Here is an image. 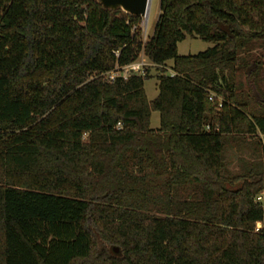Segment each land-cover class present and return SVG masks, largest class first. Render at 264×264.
Segmentation results:
<instances>
[{"label":"trees","instance_id":"16d2710c","mask_svg":"<svg viewBox=\"0 0 264 264\" xmlns=\"http://www.w3.org/2000/svg\"><path fill=\"white\" fill-rule=\"evenodd\" d=\"M140 23L0 0V264H264V0H159L147 42ZM187 37L213 47L179 56ZM141 54L151 102L148 73L106 78Z\"/></svg>","mask_w":264,"mask_h":264},{"label":"rangeland","instance_id":"374dc122","mask_svg":"<svg viewBox=\"0 0 264 264\" xmlns=\"http://www.w3.org/2000/svg\"><path fill=\"white\" fill-rule=\"evenodd\" d=\"M159 14V0H149L148 2V10L146 13V17L140 18V30H141V39L143 42H147L149 38H151L154 27L156 24V20ZM213 45L209 43H205L197 38L187 37L183 42L177 45V54L179 56H195L197 54L203 53L206 50L212 48ZM255 55H260V52L257 51L254 53ZM171 67V62H168L165 67V75L169 74ZM149 75V79L144 82V92L147 101H153L157 96V76L159 75V71L156 68H148L146 69ZM208 97L212 98V101H216L217 103L221 102V98L209 94ZM209 101V100H208ZM209 101V102H212ZM159 127V116L157 113H152L150 118V129L156 130ZM262 138V137H261ZM248 158L245 153L242 155L238 154L235 150L227 151V159L229 163V170L231 172H235L238 169V158L239 157ZM257 229H262L264 231V222L262 224L257 225ZM116 250V252L114 251ZM113 253L118 254V249L113 248Z\"/></svg>","mask_w":264,"mask_h":264},{"label":"water","instance_id":"95a60500","mask_svg":"<svg viewBox=\"0 0 264 264\" xmlns=\"http://www.w3.org/2000/svg\"><path fill=\"white\" fill-rule=\"evenodd\" d=\"M97 2L108 11H120L135 18H144L149 0H97Z\"/></svg>","mask_w":264,"mask_h":264},{"label":"built area","instance_id":"2783aa9c","mask_svg":"<svg viewBox=\"0 0 264 264\" xmlns=\"http://www.w3.org/2000/svg\"><path fill=\"white\" fill-rule=\"evenodd\" d=\"M155 68V66H153L152 64H150L147 59L141 54L138 58V60L127 66L122 68L121 70L115 72V73H110L106 76L108 81H113L116 77H121L123 79H126L129 75H137V76H144L146 69L148 68ZM167 76L169 77H173L174 74L172 72H169V74H167ZM209 101H212V98L209 97L208 98ZM119 127V125H118ZM258 229L255 230V232H257Z\"/></svg>","mask_w":264,"mask_h":264},{"label":"bare ground","instance_id":"6f19581e","mask_svg":"<svg viewBox=\"0 0 264 264\" xmlns=\"http://www.w3.org/2000/svg\"><path fill=\"white\" fill-rule=\"evenodd\" d=\"M146 17V16H145Z\"/></svg>","mask_w":264,"mask_h":264}]
</instances>
